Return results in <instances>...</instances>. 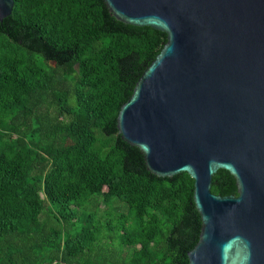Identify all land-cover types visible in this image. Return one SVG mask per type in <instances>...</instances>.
I'll use <instances>...</instances> for the list:
<instances>
[{"label":"trees","instance_id":"obj_1","mask_svg":"<svg viewBox=\"0 0 264 264\" xmlns=\"http://www.w3.org/2000/svg\"><path fill=\"white\" fill-rule=\"evenodd\" d=\"M13 2V21L71 55L57 62L0 32V264H175L169 236L192 180L125 170L117 133L101 131L124 97L117 61L140 64L161 36L102 31L96 0ZM209 190L236 196L224 170ZM112 205V219L97 213Z\"/></svg>","mask_w":264,"mask_h":264},{"label":"water","instance_id":"obj_2","mask_svg":"<svg viewBox=\"0 0 264 264\" xmlns=\"http://www.w3.org/2000/svg\"><path fill=\"white\" fill-rule=\"evenodd\" d=\"M102 31L161 36L140 63L116 72L124 97L101 128L116 132L124 168L150 180H192L169 245L175 264H264V0H96ZM0 0V32L57 62L71 51L42 44ZM226 171L236 196L209 190Z\"/></svg>","mask_w":264,"mask_h":264},{"label":"rangeland","instance_id":"obj_3","mask_svg":"<svg viewBox=\"0 0 264 264\" xmlns=\"http://www.w3.org/2000/svg\"><path fill=\"white\" fill-rule=\"evenodd\" d=\"M118 210H120V208H117ZM99 215H103L104 217H108L110 219H112L116 214H117V210L114 207V205H112L111 207H105V208H100V210L97 212Z\"/></svg>","mask_w":264,"mask_h":264}]
</instances>
